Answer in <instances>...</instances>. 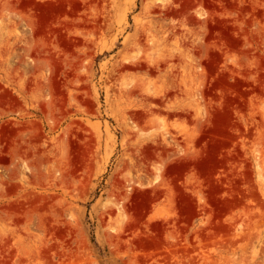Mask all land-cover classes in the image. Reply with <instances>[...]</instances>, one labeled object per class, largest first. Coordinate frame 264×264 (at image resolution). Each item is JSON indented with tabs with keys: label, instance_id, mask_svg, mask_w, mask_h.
Here are the masks:
<instances>
[{
	"label": "rangeland",
	"instance_id": "1",
	"mask_svg": "<svg viewBox=\"0 0 264 264\" xmlns=\"http://www.w3.org/2000/svg\"><path fill=\"white\" fill-rule=\"evenodd\" d=\"M0 264H264V0H0Z\"/></svg>",
	"mask_w": 264,
	"mask_h": 264
}]
</instances>
